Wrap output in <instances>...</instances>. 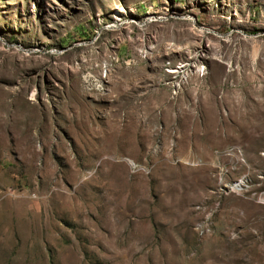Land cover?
<instances>
[{
  "label": "rangeland",
  "instance_id": "1",
  "mask_svg": "<svg viewBox=\"0 0 264 264\" xmlns=\"http://www.w3.org/2000/svg\"><path fill=\"white\" fill-rule=\"evenodd\" d=\"M0 264H264V0H0Z\"/></svg>",
  "mask_w": 264,
  "mask_h": 264
}]
</instances>
